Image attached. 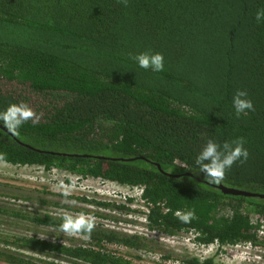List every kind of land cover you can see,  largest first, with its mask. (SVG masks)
I'll return each mask as SVG.
<instances>
[{
    "label": "trees",
    "instance_id": "obj_1",
    "mask_svg": "<svg viewBox=\"0 0 264 264\" xmlns=\"http://www.w3.org/2000/svg\"><path fill=\"white\" fill-rule=\"evenodd\" d=\"M260 8L264 0H0V111L26 103L39 118L15 132L0 121V163L140 189L145 211L138 213L147 233L191 236L198 251L210 253L180 264H219L235 257L227 248L252 249L263 260ZM149 50L164 55V71L141 69L131 59ZM237 89L248 92L254 111L235 115ZM240 137L248 160L234 164L220 184L207 183L195 166L207 140L222 145ZM70 198L105 211L137 212L134 199L127 206ZM67 205L54 206L81 212ZM190 209L195 217L181 223L175 213ZM9 218L57 233L61 223V216L29 217L23 209L0 207V224ZM94 221L90 236L76 235L83 244L63 243L60 236H0V264H148L157 253L147 237ZM159 256L158 264L177 261L172 253Z\"/></svg>",
    "mask_w": 264,
    "mask_h": 264
},
{
    "label": "rangeland",
    "instance_id": "obj_2",
    "mask_svg": "<svg viewBox=\"0 0 264 264\" xmlns=\"http://www.w3.org/2000/svg\"><path fill=\"white\" fill-rule=\"evenodd\" d=\"M75 178L76 177L63 172L52 171L47 173L38 167H17L0 163V207H8L12 210L23 209L27 212V216L29 217L35 216L36 214H49L53 217H59L65 212L77 214L73 213V211H66L63 208H57L54 206L57 203L62 205L68 204L71 208L79 209L81 212L88 211L99 213L101 217L94 220L104 227L105 230L120 232L122 234L126 233L129 235L139 234L147 237L151 246L157 251L154 255L148 256V264H158V260L161 259V256H159L160 254L172 253L175 255V260H177L176 262L173 261V259L171 261H164L162 264H180L183 257L187 256L193 258L197 256V254H203L200 257H207L210 254L206 251H203V253L196 252V248L192 245L193 243L191 240L193 237L191 236L168 238L156 234H149L141 229L143 215L139 214L138 210L143 208L138 203V190H130L127 189V187H122L109 182L103 183L99 180L80 181V183L77 184L74 183L76 182ZM67 180H69L70 185L67 184ZM65 192L68 193L67 196L65 195ZM62 194L64 195L62 196ZM70 196L86 198L88 200L121 201L127 206H129V203L126 202V200L134 199L135 202L133 205H130L133 206L131 207L132 210L137 212H131L130 214L125 215L117 212L105 211L97 208L94 204L78 202L76 199H71ZM44 200L47 201L48 205L43 203ZM59 233L60 232L57 233L50 228L39 227L30 221L17 220L15 218L4 219L0 224V236L3 238H12L14 236H37V238L55 240L60 236L63 243L73 241L75 244H83L86 242L84 237H71ZM11 249H13V247ZM160 250L165 252L163 253ZM226 250L233 253L235 257H223L216 260L217 263L264 264V254L263 260H260L262 255H256L252 249L227 248ZM29 254L34 256L32 253ZM35 256L41 258V256H37L36 254ZM55 260L59 259L55 258Z\"/></svg>",
    "mask_w": 264,
    "mask_h": 264
},
{
    "label": "clouds",
    "instance_id": "obj_3",
    "mask_svg": "<svg viewBox=\"0 0 264 264\" xmlns=\"http://www.w3.org/2000/svg\"><path fill=\"white\" fill-rule=\"evenodd\" d=\"M255 20L258 24L264 23V8H260L256 11ZM131 59L138 65L139 68L144 70H151L158 73L164 71L165 69V58L160 52H153L150 50L144 51L132 56ZM232 107L235 110L236 116L246 114L249 111H254V103L249 98L248 92L243 89H237L235 91V94L232 97ZM28 120H32L33 124L39 122V118L35 116L31 107L26 103H13L8 105V107L3 111H0V121H2L3 126L11 132H15ZM248 158L249 151L245 147L243 137H240L232 142L226 141L222 145L217 143L214 139H208L195 158V166L199 169V173L204 174L207 183L220 184L224 180L226 172L230 170L234 164L237 162L243 163L247 161ZM75 181L76 182L74 183L79 184L80 181L87 180H81L79 177H76ZM127 189L131 188L127 187ZM131 190H138L140 199L142 193L141 190ZM65 195L67 196L68 193L65 192ZM141 210L144 212L145 208ZM175 215L181 223L186 224L195 217V210H177ZM145 223L146 220L143 216L141 224V229L143 230H145ZM94 226V218L86 213L81 212L72 214L70 212H65L61 216V223L59 224L58 231L66 236H76L77 234H86L90 236Z\"/></svg>",
    "mask_w": 264,
    "mask_h": 264
},
{
    "label": "water",
    "instance_id": "obj_4",
    "mask_svg": "<svg viewBox=\"0 0 264 264\" xmlns=\"http://www.w3.org/2000/svg\"><path fill=\"white\" fill-rule=\"evenodd\" d=\"M220 189L225 193V194H231V195H236V196H247V197H252L254 195L252 194H247L244 192L236 191V190H231L225 187H220Z\"/></svg>",
    "mask_w": 264,
    "mask_h": 264
},
{
    "label": "built area",
    "instance_id": "obj_5",
    "mask_svg": "<svg viewBox=\"0 0 264 264\" xmlns=\"http://www.w3.org/2000/svg\"><path fill=\"white\" fill-rule=\"evenodd\" d=\"M114 193V192H113ZM193 247L195 248V246L193 245ZM196 252H199V253H202L201 251H198L197 249H196Z\"/></svg>",
    "mask_w": 264,
    "mask_h": 264
}]
</instances>
